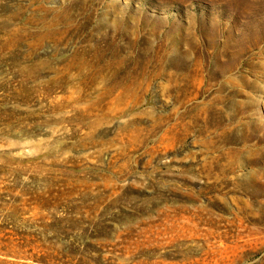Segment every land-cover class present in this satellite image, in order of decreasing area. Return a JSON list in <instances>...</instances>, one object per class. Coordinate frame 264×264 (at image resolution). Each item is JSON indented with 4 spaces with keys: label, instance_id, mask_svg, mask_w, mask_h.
Masks as SVG:
<instances>
[{
    "label": "rangeland",
    "instance_id": "obj_1",
    "mask_svg": "<svg viewBox=\"0 0 264 264\" xmlns=\"http://www.w3.org/2000/svg\"><path fill=\"white\" fill-rule=\"evenodd\" d=\"M0 264H264V0H0Z\"/></svg>",
    "mask_w": 264,
    "mask_h": 264
}]
</instances>
